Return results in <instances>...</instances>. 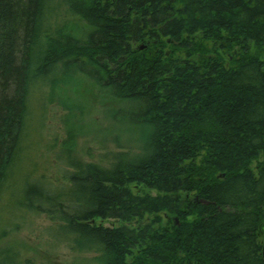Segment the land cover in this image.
I'll use <instances>...</instances> for the list:
<instances>
[{"label": "trees", "instance_id": "trees-1", "mask_svg": "<svg viewBox=\"0 0 264 264\" xmlns=\"http://www.w3.org/2000/svg\"><path fill=\"white\" fill-rule=\"evenodd\" d=\"M64 1L84 39L52 27L53 0H0V200L31 91L82 76L137 152L70 159L64 186L18 177L19 217L57 224L88 264H264V0ZM20 256L0 245V264Z\"/></svg>", "mask_w": 264, "mask_h": 264}, {"label": "rangeland", "instance_id": "rangeland-1", "mask_svg": "<svg viewBox=\"0 0 264 264\" xmlns=\"http://www.w3.org/2000/svg\"><path fill=\"white\" fill-rule=\"evenodd\" d=\"M53 4L52 27L84 39L88 29L71 13L65 1L53 0ZM171 47L167 45L166 51ZM68 80L52 92L46 86L43 91L32 90L29 95L21 153L13 175L7 180L12 187L4 189L0 200V228L6 232L0 245L20 246L24 255L19 258L23 257L22 261L15 259L14 264H88L92 258L91 253L76 252L71 243L52 239L49 228L57 229L58 226L44 216L19 217L12 205L18 199L22 184L23 177L20 180L18 177L36 180L41 175L46 184L64 186V173L72 171L70 159L107 166L110 153L130 149L137 152L138 149L134 143L136 138L130 133L135 129L124 125L121 115L112 117V111L118 106L107 101V94L82 76L75 75ZM63 145L71 146V154H66ZM131 189L142 194H156L140 187L132 186ZM95 221L108 227L119 225L112 220ZM165 224L163 218L161 225Z\"/></svg>", "mask_w": 264, "mask_h": 264}]
</instances>
